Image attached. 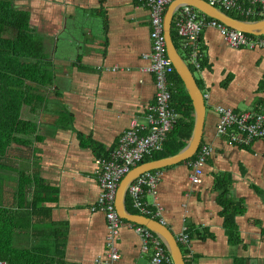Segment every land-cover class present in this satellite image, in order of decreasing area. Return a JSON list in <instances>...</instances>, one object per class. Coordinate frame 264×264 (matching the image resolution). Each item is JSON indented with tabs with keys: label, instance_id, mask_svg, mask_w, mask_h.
<instances>
[{
	"label": "crops",
	"instance_id": "crops-1",
	"mask_svg": "<svg viewBox=\"0 0 264 264\" xmlns=\"http://www.w3.org/2000/svg\"><path fill=\"white\" fill-rule=\"evenodd\" d=\"M14 2L30 12L29 24L43 39L54 76L42 108L34 113L23 105L21 117L36 122L38 129L31 137V154L20 147L14 159L15 167L43 182L35 216L30 207L18 208L16 172L5 175L9 179L4 182L13 186L0 188V202L25 213L16 221L13 245L38 252L41 264H95L106 251L109 223L102 211L93 209L100 184L98 153L90 142L109 152L134 118L146 123L156 94L155 76L144 70L147 61L142 57L151 52L149 9L139 0ZM201 45L206 58L196 79L208 97L200 146L211 148L202 181L191 182L187 162L196 157L198 146L192 158L152 170L159 177L156 193L147 192L144 198L152 209H160L158 220L176 237L189 226L214 234L191 240L196 264H235L236 257L242 264H264V197L258 192L264 191V140L242 148L216 130L219 106L236 112L264 110V90L259 89L264 48H232L213 27L203 31ZM18 149L14 146V152ZM24 154L27 158L19 160ZM223 173L232 175V197L245 202L244 213L236 217L242 238L238 245L228 241L214 190L215 176ZM32 199L31 193L29 204ZM133 224L125 220L116 240L118 264L148 260Z\"/></svg>",
	"mask_w": 264,
	"mask_h": 264
},
{
	"label": "built area",
	"instance_id": "built-area-1",
	"mask_svg": "<svg viewBox=\"0 0 264 264\" xmlns=\"http://www.w3.org/2000/svg\"><path fill=\"white\" fill-rule=\"evenodd\" d=\"M177 0H139L149 9L151 52L143 54L147 61L144 70L155 76L156 94L153 104L148 108L146 123L134 118L128 129L119 138L114 149L105 156L97 157V175L100 193L94 210L102 211L109 223L107 247L103 256L97 257L95 264H118L121 255L116 240L124 225L116 210V197L119 184L124 176L147 157L162 151L170 131L178 123L181 115L172 107L171 81L169 76L175 71L168 56L165 32V13L171 3ZM210 5L224 11L234 12L244 17L264 19V0H206ZM172 23L179 39L178 51L188 66L201 71L206 52L201 45V36L208 27L218 29L225 41L232 48H264V33L253 35L231 28L224 23L209 18L203 12L190 5L177 7ZM208 95L205 94L207 99ZM219 121L216 127L219 136H225L229 143L245 147L255 140H264V110L236 112L230 108L217 107ZM211 153V148L204 144L194 159L188 162L191 168L190 180L193 184L201 183L203 166ZM159 182L157 172L149 171L136 178L128 188L132 206L142 215L159 218L160 209H152L145 201V194L156 193ZM142 239V250L147 253L146 264H174L163 241L147 227L133 224ZM177 241L190 257L191 239L182 232ZM0 264H7L0 260ZM191 264H194L193 262Z\"/></svg>",
	"mask_w": 264,
	"mask_h": 264
},
{
	"label": "trees",
	"instance_id": "trees-1",
	"mask_svg": "<svg viewBox=\"0 0 264 264\" xmlns=\"http://www.w3.org/2000/svg\"><path fill=\"white\" fill-rule=\"evenodd\" d=\"M228 14L231 17L246 20V17L234 12ZM30 21V12L16 7L14 0H0V171L17 173L18 208L27 210L30 207L32 209L30 214L35 216L38 201L42 198V192H45L43 182L40 178L30 176L26 171L15 167L14 159L19 155L18 152H21L20 147L28 148L29 153L32 151L31 137L35 136L38 129L36 122L21 117L23 105H28L31 111L36 113V102L48 101L47 90L53 85L54 74L51 65L47 62L43 39L31 27ZM173 28L172 38L178 49L179 39ZM190 69L192 72L195 71L192 66ZM169 79L171 81V105L181 115V118L169 132L164 147H162L163 150L147 157L140 164L177 154L186 146L192 135L194 126L192 100L176 70L169 76ZM197 83L202 88L200 80L197 79ZM259 89L264 90V81ZM36 138L38 139V136ZM90 145L98 153V157L108 154L95 143L90 142ZM14 146L19 147L17 152H14ZM247 147L245 146V148ZM22 156L19 160L27 158L25 154ZM5 175V173H0V188L6 180ZM232 181L230 173L217 175L214 180V190L217 192V202L221 206L220 215L224 219L228 241L231 245H238L242 242V238L237 227L236 217L244 213L245 202L243 199L236 200L232 197ZM258 192L264 197V191L259 190ZM31 193L33 199L29 204L28 197ZM126 204L129 212L140 214L133 208L128 194ZM20 215H25V213L6 207L0 202V260L6 261L7 264H41L43 258L39 257L38 252L17 248L13 245L16 221ZM147 217L151 216L147 215ZM155 219L158 220V218ZM186 232L191 240L214 238V234L211 232L196 230L192 226H189ZM63 244L62 239L61 246ZM180 247L186 264L192 262L196 264V255L193 254L190 257L188 250L182 245ZM242 262L241 259L235 258V264H242Z\"/></svg>",
	"mask_w": 264,
	"mask_h": 264
},
{
	"label": "water",
	"instance_id": "water-1",
	"mask_svg": "<svg viewBox=\"0 0 264 264\" xmlns=\"http://www.w3.org/2000/svg\"><path fill=\"white\" fill-rule=\"evenodd\" d=\"M190 5L209 18H214L225 25L241 30L248 34L261 35L264 33V19L258 21H247L231 17L224 11L210 5L206 0H177L169 5L165 13V32L167 40L168 56L174 68L182 79L185 89L188 92L194 107L193 132L187 145L177 154L158 160L148 161L132 168L121 180L116 197V210L118 215L134 224L142 225L156 234L165 244L174 264H186L181 247L176 235L160 220L147 217L142 214H133L126 207V194L130 184L142 174L161 169L170 165L178 164L192 158L202 142L203 126L206 116V98L202 89L197 83V79L190 67L180 55L172 38V17L177 7L180 5Z\"/></svg>",
	"mask_w": 264,
	"mask_h": 264
},
{
	"label": "rangeland",
	"instance_id": "rangeland-1",
	"mask_svg": "<svg viewBox=\"0 0 264 264\" xmlns=\"http://www.w3.org/2000/svg\"><path fill=\"white\" fill-rule=\"evenodd\" d=\"M7 35V34H6ZM64 41V37L62 36L60 41L58 42V44H62V42ZM68 44H70V42H68ZM194 75L196 78H199V73L197 72V70H195L194 72ZM49 90V89H48ZM48 90H47V93H48ZM47 101H37L36 102V112L37 110H39L40 108H42V106L46 103ZM61 114H64V111L63 113ZM5 174H7V172H5ZM6 179H9L8 177H6ZM5 183H8L7 187H6V190H8L9 188H11L13 185L10 184V182H3L2 184H5ZM5 187V185L2 186V189ZM10 196V195H9ZM10 200V199H9Z\"/></svg>",
	"mask_w": 264,
	"mask_h": 264
}]
</instances>
